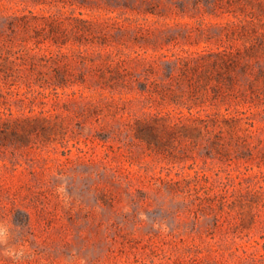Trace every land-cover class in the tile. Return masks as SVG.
Segmentation results:
<instances>
[{
  "label": "rangeland",
  "instance_id": "1",
  "mask_svg": "<svg viewBox=\"0 0 264 264\" xmlns=\"http://www.w3.org/2000/svg\"><path fill=\"white\" fill-rule=\"evenodd\" d=\"M78 1L0 0V264H264V54L198 85L229 14Z\"/></svg>",
  "mask_w": 264,
  "mask_h": 264
},
{
  "label": "trees",
  "instance_id": "2",
  "mask_svg": "<svg viewBox=\"0 0 264 264\" xmlns=\"http://www.w3.org/2000/svg\"><path fill=\"white\" fill-rule=\"evenodd\" d=\"M173 2L174 5L167 7L161 0H136L133 5L126 0L123 6L137 13L159 17L166 16L168 13L194 17L196 14L193 11L215 16L224 13L230 15L225 21L223 33L214 40L217 44L215 49L196 51L195 55L178 60L182 64L180 69L183 75L195 78L198 85H203L214 77L216 80H227L233 83L235 80L233 74L237 67L241 66L242 71L247 73L251 59L259 62L264 54V0H174ZM78 5L89 10L122 9L120 0H79ZM14 22L15 20H12L11 24L15 25ZM76 22L80 25L78 29L81 30L90 29L89 26L93 24V20L84 18H77ZM194 30V27L186 28L181 36L189 42H194ZM198 30L197 34L201 37L202 29ZM213 37V35L207 36L206 42H211ZM172 39L178 40V37L170 35L169 40ZM260 73H263V70ZM170 98L188 99L197 104L203 95H199L194 90L183 94L174 92L170 94Z\"/></svg>",
  "mask_w": 264,
  "mask_h": 264
}]
</instances>
